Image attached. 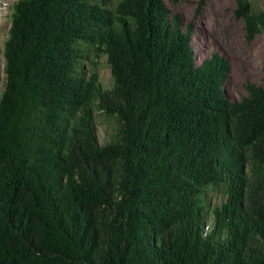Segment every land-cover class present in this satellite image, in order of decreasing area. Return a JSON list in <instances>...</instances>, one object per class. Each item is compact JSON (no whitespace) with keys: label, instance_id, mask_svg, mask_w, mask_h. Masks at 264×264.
Listing matches in <instances>:
<instances>
[{"label":"trees","instance_id":"obj_1","mask_svg":"<svg viewBox=\"0 0 264 264\" xmlns=\"http://www.w3.org/2000/svg\"><path fill=\"white\" fill-rule=\"evenodd\" d=\"M234 15L247 41L264 31L249 0ZM191 32L163 0L15 1L0 264H264V88L230 98L229 61L197 63ZM90 56H106L108 88L82 70Z\"/></svg>","mask_w":264,"mask_h":264},{"label":"rangeland","instance_id":"obj_2","mask_svg":"<svg viewBox=\"0 0 264 264\" xmlns=\"http://www.w3.org/2000/svg\"><path fill=\"white\" fill-rule=\"evenodd\" d=\"M16 0H0V91L3 87L4 57L3 42L10 26V15ZM171 14H179L182 26L192 25L191 44L196 62H201L212 52L223 55L230 63V73L224 84V90L230 98L240 99L247 95L246 83L252 82L264 88V31L247 41L244 23L235 17V0H207L197 11L198 0H163ZM251 4L264 9V0H249ZM89 57L81 62L86 73L97 72L100 84L108 88L112 83L110 68L106 56L98 60ZM95 127L97 136L102 142L111 130V122L96 111ZM222 186L210 191L211 202L223 198Z\"/></svg>","mask_w":264,"mask_h":264}]
</instances>
